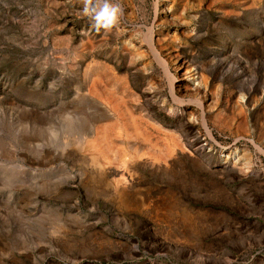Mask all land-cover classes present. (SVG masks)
Returning <instances> with one entry per match:
<instances>
[{
    "label": "rangeland",
    "instance_id": "1",
    "mask_svg": "<svg viewBox=\"0 0 264 264\" xmlns=\"http://www.w3.org/2000/svg\"><path fill=\"white\" fill-rule=\"evenodd\" d=\"M111 3L0 0V264H264V0Z\"/></svg>",
    "mask_w": 264,
    "mask_h": 264
},
{
    "label": "clouds",
    "instance_id": "2",
    "mask_svg": "<svg viewBox=\"0 0 264 264\" xmlns=\"http://www.w3.org/2000/svg\"><path fill=\"white\" fill-rule=\"evenodd\" d=\"M83 11L94 19L98 30H108L116 24L120 8L111 3V0H85Z\"/></svg>",
    "mask_w": 264,
    "mask_h": 264
},
{
    "label": "bare ground",
    "instance_id": "3",
    "mask_svg": "<svg viewBox=\"0 0 264 264\" xmlns=\"http://www.w3.org/2000/svg\"><path fill=\"white\" fill-rule=\"evenodd\" d=\"M194 82H196V81H194ZM199 83V82H198ZM106 119V118H105ZM103 134H104V136H103V138L106 140H104V141H102V142H105L106 144H107V133H106V130L105 131H103ZM100 138V137H99ZM102 138V137H101ZM95 140H96V138H95ZM91 146V148H93L94 149V152L95 153H97V154H99L100 156H102V151H101V149L99 148V144H98V142L97 141H87V144H86V146H85V149L86 148H88V147H90ZM123 167V166H122ZM118 169V168H117ZM119 192V191H118ZM123 195H125V194H123ZM117 196V195H116ZM119 196V195H118ZM120 197V196H119ZM125 198V197H124ZM121 202V201H120ZM127 206V205H126ZM184 213H182V215H183Z\"/></svg>",
    "mask_w": 264,
    "mask_h": 264
}]
</instances>
